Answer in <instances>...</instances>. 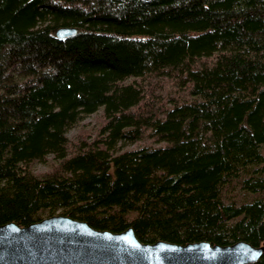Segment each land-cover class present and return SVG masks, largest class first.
<instances>
[{
  "label": "trees",
  "instance_id": "1",
  "mask_svg": "<svg viewBox=\"0 0 264 264\" xmlns=\"http://www.w3.org/2000/svg\"><path fill=\"white\" fill-rule=\"evenodd\" d=\"M99 107V136L69 142ZM54 213L148 242L264 240V0H0V223Z\"/></svg>",
  "mask_w": 264,
  "mask_h": 264
},
{
  "label": "water",
  "instance_id": "2",
  "mask_svg": "<svg viewBox=\"0 0 264 264\" xmlns=\"http://www.w3.org/2000/svg\"><path fill=\"white\" fill-rule=\"evenodd\" d=\"M75 32L59 26L58 37ZM264 252V240L227 244L139 240L132 228L97 229L86 221L54 213L27 224L0 223V264H246Z\"/></svg>",
  "mask_w": 264,
  "mask_h": 264
},
{
  "label": "rangeland",
  "instance_id": "3",
  "mask_svg": "<svg viewBox=\"0 0 264 264\" xmlns=\"http://www.w3.org/2000/svg\"><path fill=\"white\" fill-rule=\"evenodd\" d=\"M131 80L127 78L126 81ZM171 79L166 78H151L149 83L152 87H154V93L159 94V96L164 97L165 95H173L177 96L178 93H181L180 87H175V85L171 82ZM103 122L102 110L99 107L96 111L91 113L81 114L76 122L68 125L65 128V136L69 140V142H77L78 140H92L93 138L99 136L100 127ZM153 142L146 136H144L141 140L136 141H125L119 142L118 149H127L133 148L143 143ZM55 160L51 155H46L44 160H36L31 163L30 167L36 174H41L46 171H50L55 166Z\"/></svg>",
  "mask_w": 264,
  "mask_h": 264
}]
</instances>
